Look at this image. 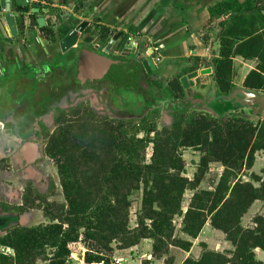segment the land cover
<instances>
[{"label": "trees", "instance_id": "16d2710c", "mask_svg": "<svg viewBox=\"0 0 264 264\" xmlns=\"http://www.w3.org/2000/svg\"><path fill=\"white\" fill-rule=\"evenodd\" d=\"M210 15L221 20L220 50L212 61L218 95L236 90V57L257 62L244 88L264 93V2L227 0L212 7ZM46 33L53 37L51 30ZM194 109L178 110L172 126L161 132L153 118L113 121L77 107L72 108L71 117L63 112L55 120L58 129L46 140L45 153L58 169L65 203L49 202L28 189L24 205L14 210H42L51 223L9 229L0 237V248L14 255L0 251V264H38L40 260L67 264L82 248L84 264H108L115 243L119 250H128L145 240L153 241L154 260L175 264L171 248L188 253L193 247L177 236V217L183 218L182 231L190 238L197 239L210 222L234 247L221 253L202 245L201 259L188 258L183 264H261L255 251H264V217L253 219L254 229L244 228L242 220L256 202L264 203V179L253 174L252 179L260 183L256 187L242 177L254 168L257 154L264 153V119L255 124L222 110L210 115L193 113ZM140 132L148 137L139 138ZM149 144L154 145L153 155L151 163H146ZM183 149L202 155L192 180L185 176ZM214 164L223 168L219 182L213 191L201 190ZM142 190L138 224L132 228L133 197ZM188 191L194 196L184 213Z\"/></svg>", "mask_w": 264, "mask_h": 264}, {"label": "crops", "instance_id": "0c3cea01", "mask_svg": "<svg viewBox=\"0 0 264 264\" xmlns=\"http://www.w3.org/2000/svg\"><path fill=\"white\" fill-rule=\"evenodd\" d=\"M27 1L42 7L41 17L47 18V29L52 31L53 37L48 36L44 29L39 31V38L43 40L45 46H35L28 40L20 45L15 37H11L9 32L5 33L0 26V235L3 236L15 226L33 227L35 221L41 223L39 226L48 225L46 223L48 218L42 210L30 209L22 213L14 210L24 205V196L28 189L47 197L49 202H56L55 189L61 190L58 169L55 164L49 163L53 160L45 153L43 132L48 123L56 120L57 113L56 109L51 108L52 102L60 107L61 104H68L70 100L74 102L76 100V95L72 93L66 96L61 90L56 94L54 101L50 96L49 83L56 80H51L50 77L53 73V64L57 62L56 56L66 57L74 52L71 51L65 56L62 54L58 39L64 37V32L67 30L71 33L76 27L87 22L89 24L87 31L91 34L100 30H109L115 34L129 32L131 36L136 35V38L140 35V41L146 40L150 43L149 46L147 45L148 54L152 57L158 71L163 70L166 74L181 73L179 77L181 79L186 74L198 72V69L203 67L208 58V49L200 33L204 26L210 23V9L227 0ZM238 1L244 3L246 0ZM7 8L8 2L0 0V21ZM51 9H58L60 14H71L72 17L65 23L61 22L59 14L54 17L46 14ZM75 11L76 14H74ZM218 21L220 24L221 20L218 19ZM63 27L66 30H63ZM216 37H214L215 41L219 43L218 36ZM131 46H133L132 43ZM216 55L213 54L209 66L204 67L203 70L212 67V61L217 57ZM191 59L199 60L198 67L194 68ZM237 62L240 63L239 67L242 71L246 70L244 85L247 76L256 69L257 62L236 57L235 68ZM248 67L249 70H247ZM70 73H72L70 76L64 78L75 90L76 72L73 70ZM194 84L196 85V80ZM256 162L262 164L264 169L263 152L257 154ZM252 183L260 187V183L257 185ZM203 185L204 182L200 187L201 190H214V187L204 188ZM190 193L192 195L189 205L194 196L193 191ZM258 215L264 217L262 202H256L243 218L244 228L254 229L253 218ZM249 216L252 218L251 223L245 224ZM179 237L192 242L193 247L188 253L171 248L170 254L175 259V264H183L188 258L200 260L203 255L202 245L208 246L215 252L234 251L226 235L214 229L210 222L206 224L197 239L190 238L183 231ZM145 242H149L153 248V241L145 240L128 250H136L135 248L141 247ZM255 254L257 261L264 264V251L257 249ZM149 260H154L152 249ZM156 262L164 264V260H154L153 264Z\"/></svg>", "mask_w": 264, "mask_h": 264}, {"label": "flooded vegetation", "instance_id": "af4514ba", "mask_svg": "<svg viewBox=\"0 0 264 264\" xmlns=\"http://www.w3.org/2000/svg\"><path fill=\"white\" fill-rule=\"evenodd\" d=\"M64 29L65 27H63V30ZM111 34L116 35L109 30H100L97 33L91 34L88 40L90 44H88L87 49L92 50L94 53L90 55L86 54V60L83 58V52L78 54L72 52L66 57L56 56L57 62L53 64V73L50 75L51 80H56L53 83H49V87H51V99H53V101L55 100L59 90L66 96H70L72 93L76 95L75 104L71 106H68V104H61L60 107H57L55 102L51 103V108L56 109L58 115L69 111L68 109L70 107L75 106L81 108L82 111L88 110L99 117L113 121L140 120L145 117L151 118L150 115L152 114V110H156L155 114H158L157 108L162 105L163 101L170 103L172 109L176 112L178 110H184V108L190 111V106L213 111L212 106H215L217 102L210 104L201 100L208 99L214 92V85L211 80L212 76H209L212 90L205 97L197 93H194V96H190V86L186 89L182 84V78L190 75V73L186 74V76H183L181 79L169 81L167 85H163L162 82L154 76L159 74L158 69L156 72L148 75L140 65L138 72H135L136 67H127L129 70H121L122 73L113 74V76L116 77L115 79H113V76L111 78V74L109 76L103 64L97 61L95 47L93 46V43L99 38H101V41H99L98 44L101 46L102 50L107 48L108 45H113V39L109 36ZM148 52L147 47L145 49V59L151 57ZM79 60L81 61L79 62ZM116 61H125V59H117ZM92 69L95 71L93 72ZM73 70L76 72L74 76L75 90L71 88L67 79L64 78L70 76L72 74L70 72ZM177 85L182 89L180 92L177 91ZM195 86L194 84L191 89ZM163 93L167 95V99L164 98ZM214 95L223 97L222 95H218V88ZM100 106L102 107L98 108ZM167 117L168 116H165V120L168 124L171 121L170 125L172 126L174 119L171 118L168 120ZM48 127L49 125L46 126V128Z\"/></svg>", "mask_w": 264, "mask_h": 264}, {"label": "rangeland", "instance_id": "374dc122", "mask_svg": "<svg viewBox=\"0 0 264 264\" xmlns=\"http://www.w3.org/2000/svg\"><path fill=\"white\" fill-rule=\"evenodd\" d=\"M219 31H220V27H219V21L218 19H212L210 20V23L206 26H204L203 31L200 33V36H202V39L204 40L206 46H207V57L205 60V63L203 65V67H200L198 70V72H201L204 67L209 66V61L210 59L213 57V54H218L219 50H220V43H217L215 41L216 36L219 35ZM211 35L213 37H211ZM217 38V37H216ZM150 43L147 42V45L149 46ZM147 46V47H148ZM191 62L194 63V68L198 67L199 65V60L198 59H191ZM240 63L237 62L236 68L234 69V80L233 83L236 87V90L238 89H244V85H243V79L244 76L246 74V70L242 71L239 67ZM249 70V67L248 69ZM181 73L179 74H175L173 72L166 74V72L164 73L163 70L159 71V74L154 75L159 81L162 82L163 85H167L169 83V81H175L178 80L180 77ZM212 87H211V83L209 81V75H205L202 76L200 75L199 79L196 80V86L192 89H190V96H192L194 93H197L203 97H205L209 92H211ZM259 95H264V93H258ZM163 96L165 99H167V95L165 93H163ZM194 96V95H193ZM74 101L70 100L68 102V106L74 105ZM75 107V106H74ZM102 106L98 107L101 108ZM73 107H70L65 113H67L70 117L71 115V110ZM158 110V114H155L156 110H152L151 111V115L150 117L154 119V124L157 127L158 132H161L167 128L171 127V121L168 124L167 121L165 120V116H168L167 119L170 120L171 118L174 119V121L178 118V111L176 112L175 110L172 109V105L170 103H166V101H163L161 106H158L157 108ZM190 112V111H189ZM193 113L196 114H210V115H215V113L211 110L205 109V108H195L194 110H192ZM190 115V113H189ZM230 117L233 118H244L247 120L252 121L255 124H258L259 122H261L264 119V111H261L259 109H254V108H246V109H239L237 111H231L227 114ZM60 114L56 115V118L59 117ZM156 118V119H155ZM134 121H141L139 119H132ZM150 122V120H149ZM49 127L44 129L45 132H43V136H44V143H45V147L47 144L48 137L52 135V133H54L57 129H58V124L55 123V121H53L52 123H48ZM139 138H147L148 134L146 132H140L138 134ZM155 136L154 134H151L149 136L150 139H153ZM42 140V139H41ZM153 148L154 145L153 144H149L146 150V163H151V159H152V155H153ZM182 154H183V159L185 161V165H186V170H185V175L188 178H193L194 174L197 172V167L199 165L200 159L202 157L201 153H199L198 151L194 150V149H183L182 150ZM259 156H261L259 154ZM50 164L54 165V162L49 161ZM263 165L256 162V165L254 167L253 170L251 171H246L244 172L243 175V180L244 181H249V182H254L256 185L258 184L256 181H254L252 179V175H259L260 177H264V173H263ZM223 173V168L221 165L219 164H214L211 167V171L208 173V175L205 178L204 181V188H210V186L212 187V185L214 186L220 179L221 175ZM60 179V178H59ZM264 179V178H263ZM61 185V184H60ZM59 191V192H58ZM191 193L190 191H188L185 194L184 197V202H183V211L184 213L187 211L188 209V205L190 202V197H191ZM142 196H143V190L140 193H137L134 197H133V205L131 208V227L132 228H136L137 224H138V213L140 211V207H141V203H142ZM55 201H61V202H57V203H65V199H64V195H63V190L61 188L60 189H55ZM251 216H249L245 222V224L247 223H251ZM254 219V218H253ZM46 223L50 224L51 220L47 219ZM39 224L37 221H35V223H33V227H37L39 226ZM175 225H176V234L179 237V235L181 234L182 230H183V218L182 217H177L175 220ZM211 228V227H210ZM3 235H0V237H2ZM119 244L115 243L113 245L114 248V252L109 255L110 261L108 264H142L143 261H145V259L149 260V257L151 255V249L152 247L149 245V242H145V244H143L141 247L139 248H135L136 250H119L118 249ZM0 251L9 255H14V253L9 250V249H4V248H0ZM52 251H49V254H51ZM86 250L85 249H78L75 254L68 259L67 264H84V256H85ZM38 264H47L45 261L40 260L38 262ZM156 264H163V262H156Z\"/></svg>", "mask_w": 264, "mask_h": 264}, {"label": "water", "instance_id": "95a60500", "mask_svg": "<svg viewBox=\"0 0 264 264\" xmlns=\"http://www.w3.org/2000/svg\"><path fill=\"white\" fill-rule=\"evenodd\" d=\"M8 2V8L5 10V15L1 17L0 26L5 33L9 32L11 37H15L20 45L28 40L32 41L35 46L44 45L43 40L39 38V31L47 28V18L41 17L42 7L38 4H32L27 0H6ZM77 12L75 11L74 14ZM49 16H57L59 14V20L61 22L68 21L72 15L60 14L58 9L48 10ZM89 24L87 22L82 23L74 31L70 33L68 31L63 38L59 40V46L62 54L65 56L69 52L74 51L75 54L83 52V58L86 60V56L90 55L92 50L87 49L91 33L87 32ZM113 39V45H108L107 48L102 50L101 46L98 44L101 41L99 38L93 43L95 47V55L97 56V61L103 64L106 72L111 74V78L115 73H122L121 70H126L127 67H136L135 72H138L140 65L144 68L148 75L157 71V67L152 59V57H147L145 59V49L147 48V41H140L139 37L136 38L134 45L131 46L129 43V38L131 33L122 32L116 35H109ZM85 54V55H84ZM87 54V55H86ZM73 55V54H72ZM82 57V55H81ZM124 58L125 61H116L117 59ZM81 60H79L80 62ZM125 68V69H124ZM129 70V69H128ZM94 72L95 70L92 69ZM200 75L212 76L211 80L214 85V92L212 95L204 100L205 103H216V106H212L214 113L218 110H222L225 113L231 111H237L239 109L254 108L264 111V95H259L257 92H251L247 89L235 90L228 96L217 97L215 92L217 91L216 83L214 82V69H206L199 72L191 73L190 75L183 77L181 82L186 89H190L194 86V81L197 80ZM136 76V75H135ZM116 77L113 76V79Z\"/></svg>", "mask_w": 264, "mask_h": 264}, {"label": "built area", "instance_id": "2783aa9c", "mask_svg": "<svg viewBox=\"0 0 264 264\" xmlns=\"http://www.w3.org/2000/svg\"><path fill=\"white\" fill-rule=\"evenodd\" d=\"M132 37V38H131ZM130 38H129V43L131 44H133L134 45V41H136V39L133 37V36H131ZM134 38V39H133Z\"/></svg>", "mask_w": 264, "mask_h": 264}]
</instances>
